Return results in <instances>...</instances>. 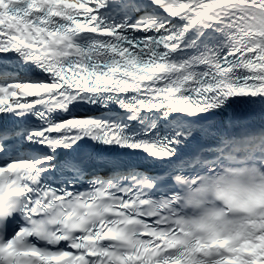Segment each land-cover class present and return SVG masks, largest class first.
I'll return each mask as SVG.
<instances>
[{"label":"snow or ice","instance_id":"6c2138e0","mask_svg":"<svg viewBox=\"0 0 264 264\" xmlns=\"http://www.w3.org/2000/svg\"><path fill=\"white\" fill-rule=\"evenodd\" d=\"M0 264H264V0H0Z\"/></svg>","mask_w":264,"mask_h":264}]
</instances>
